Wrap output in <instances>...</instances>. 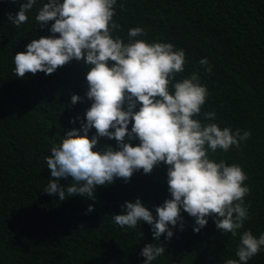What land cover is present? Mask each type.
Masks as SVG:
<instances>
[{
	"label": "trees",
	"instance_id": "1",
	"mask_svg": "<svg viewBox=\"0 0 264 264\" xmlns=\"http://www.w3.org/2000/svg\"><path fill=\"white\" fill-rule=\"evenodd\" d=\"M20 2L0 0V264H143L140 253L147 243L165 248L152 264L238 260L240 234L250 230L258 238L264 233V0H116L113 20L121 27L113 37L126 42L129 28L141 27L146 35L137 39L183 49L186 63L176 79L197 72L209 93L198 118L215 112L212 122L221 128L251 134L239 148L209 152L216 162L239 165L248 177V219L237 235L218 231L211 216L194 232V218L181 210L183 230L178 222L173 236L165 240L161 235L159 241L146 222L121 228L113 217L123 211L125 201L137 197L155 216V206L170 198L163 163L150 174L140 170L127 182L116 178L97 186L95 199L65 191V199L59 200L44 191L52 179L45 160L51 146L65 131L79 129L90 107L85 95L88 69L72 60L49 75L17 77L15 53L25 51L32 38L51 35L52 23L37 25L35 15L46 2L37 0L27 13L28 22L16 27L8 14L15 15ZM202 58L209 65L201 66ZM209 66L210 72L205 70ZM72 94L81 100L72 104ZM94 134L93 128L89 138ZM104 144L116 147L114 139L102 137L98 147ZM58 183L67 186L71 177ZM247 264H264V246Z\"/></svg>",
	"mask_w": 264,
	"mask_h": 264
},
{
	"label": "clouds",
	"instance_id": "2",
	"mask_svg": "<svg viewBox=\"0 0 264 264\" xmlns=\"http://www.w3.org/2000/svg\"><path fill=\"white\" fill-rule=\"evenodd\" d=\"M36 4L37 0H22L8 20L20 27L28 22L27 13ZM115 4L116 0H46L35 21L40 26L52 22L51 35L32 38L26 50L13 57L14 72L20 78L26 73L52 74L72 60L82 61L88 69L85 95L90 107L80 128L65 131L59 143L51 146L45 160L52 179L44 191L59 200L65 199V191L95 199L97 186L109 185L116 178L127 182L140 170L150 174L163 163L170 198L155 206V216L139 197L125 201L114 223L135 228L143 221L154 240L159 241L161 235L168 240L178 222L183 230V210L194 218V232L205 227L211 216L218 231L235 237L248 219L244 205L250 192L244 184L248 177L239 165L216 162L209 152L239 148L250 132L221 128L212 122L215 112L198 118L209 93L197 72L176 79L184 71V50L167 42L137 39L146 35L141 27L129 28L126 42L113 37L121 27L113 20ZM199 63L209 65L207 58ZM205 70L210 72L211 67ZM80 100L79 95H71L72 104ZM93 128L95 134L89 138ZM102 137L114 139L116 147H98ZM133 139L139 143H130ZM69 177L67 186L58 183ZM93 210L89 204L87 211ZM262 246L264 233L257 238L245 230L235 252L238 260L227 259L224 264H247ZM164 252L162 243L145 244L140 253L143 264H152Z\"/></svg>",
	"mask_w": 264,
	"mask_h": 264
}]
</instances>
